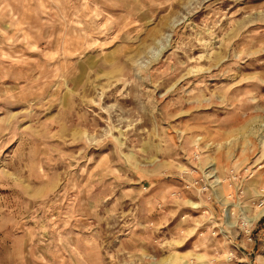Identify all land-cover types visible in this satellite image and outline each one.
Masks as SVG:
<instances>
[{"label":"rangeland","instance_id":"374dc122","mask_svg":"<svg viewBox=\"0 0 264 264\" xmlns=\"http://www.w3.org/2000/svg\"><path fill=\"white\" fill-rule=\"evenodd\" d=\"M264 0H0V264H264Z\"/></svg>","mask_w":264,"mask_h":264},{"label":"built area","instance_id":"2783aa9c","mask_svg":"<svg viewBox=\"0 0 264 264\" xmlns=\"http://www.w3.org/2000/svg\"><path fill=\"white\" fill-rule=\"evenodd\" d=\"M259 198L257 200V205L258 206H261V207H264V188H262L260 194H259Z\"/></svg>","mask_w":264,"mask_h":264}]
</instances>
